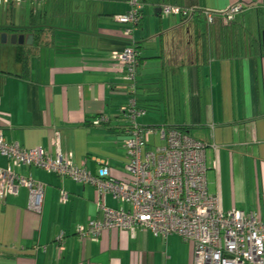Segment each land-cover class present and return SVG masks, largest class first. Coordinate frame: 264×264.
Returning a JSON list of instances; mask_svg holds the SVG:
<instances>
[{
	"label": "crops",
	"instance_id": "obj_1",
	"mask_svg": "<svg viewBox=\"0 0 264 264\" xmlns=\"http://www.w3.org/2000/svg\"><path fill=\"white\" fill-rule=\"evenodd\" d=\"M129 1L26 0L1 7L0 37L8 36L6 44L0 38L4 141L52 159L60 155L92 174L107 162L114 180H127L131 121L121 109L133 99L112 55L135 46L136 104L145 111L139 125L187 128L205 146L208 190L220 211L248 207L264 223V0H144L132 39L124 33L128 25L116 20L130 12ZM164 5L193 18H167ZM238 5L243 11L226 24L221 15ZM207 14L215 17L212 25ZM13 36L33 39L13 45ZM36 37L42 43L22 77L18 49L35 46ZM165 146L151 136L144 156ZM0 169L45 186L39 213L29 211L26 188L17 196L1 198L0 192V264H193V244L176 235L138 229L134 237L105 231L98 243L82 238L81 228L103 221L99 204L130 211L110 195L99 197L93 186L33 167L12 168L1 156Z\"/></svg>",
	"mask_w": 264,
	"mask_h": 264
},
{
	"label": "built area",
	"instance_id": "obj_2",
	"mask_svg": "<svg viewBox=\"0 0 264 264\" xmlns=\"http://www.w3.org/2000/svg\"><path fill=\"white\" fill-rule=\"evenodd\" d=\"M26 0H0V7L18 5ZM44 3L47 0H32ZM131 10L116 18L128 25L125 35L132 39L142 21V0H130ZM243 11L238 5L221 18L226 24L235 21ZM165 17L193 18V13L174 6L164 5ZM206 22L212 25L215 17L207 14ZM112 60L122 72L127 95L133 100L121 114L129 119V138L126 141L129 163L125 168L127 180H114L107 162L92 174L79 168L60 155L55 159L43 151L26 152L18 145L7 144L0 134V156L12 163V168L22 166L41 169L76 184L95 187L99 197L110 195L121 204L130 206L129 212L109 209L99 204L103 221L92 222L81 228L79 234L92 243H98L108 230L128 231L134 237L138 229L155 237H181L194 246L193 264H264V223L254 212L232 211L223 214L216 196L209 193L205 146L177 129L145 128L139 125L144 112L136 104V77L140 53L134 46L123 53H114ZM159 136L166 146L145 154L151 136ZM55 142L59 144V134ZM29 191L31 212L39 213L44 202L45 186L30 178L15 174L12 169H0L1 198L5 194L17 196L19 189ZM68 197L63 194L61 202Z\"/></svg>",
	"mask_w": 264,
	"mask_h": 264
},
{
	"label": "trees",
	"instance_id": "obj_3",
	"mask_svg": "<svg viewBox=\"0 0 264 264\" xmlns=\"http://www.w3.org/2000/svg\"><path fill=\"white\" fill-rule=\"evenodd\" d=\"M143 2H144V0H142V5L144 4ZM0 9H1V7H0ZM142 19H143V10H142ZM197 19H200V18L198 17ZM203 21H205L204 18H203ZM141 22L139 23L138 26L141 25ZM7 30L4 29L5 32H10L11 31V29H7ZM1 31H2V29H0V32ZM38 34H39V32H38ZM40 41H42V40L39 37H36L37 44L35 46L29 47V48H19L18 49L16 60H17V63H19V65H20V70H21V76L22 77H26L29 74L30 63H31V60H32L33 56L35 55V51L40 46V43H42ZM139 109L142 110L145 113V111L142 108H139ZM177 130L179 132L183 133V134L189 135L188 129L185 128V127H179V128H177Z\"/></svg>",
	"mask_w": 264,
	"mask_h": 264
},
{
	"label": "water",
	"instance_id": "obj_4",
	"mask_svg": "<svg viewBox=\"0 0 264 264\" xmlns=\"http://www.w3.org/2000/svg\"><path fill=\"white\" fill-rule=\"evenodd\" d=\"M1 42L6 44L8 41V36L7 35H1ZM33 37H25V36H13L11 37V44L13 45H24V44H30L29 41L32 40ZM264 41V39H263Z\"/></svg>",
	"mask_w": 264,
	"mask_h": 264
},
{
	"label": "rangeland",
	"instance_id": "obj_5",
	"mask_svg": "<svg viewBox=\"0 0 264 264\" xmlns=\"http://www.w3.org/2000/svg\"><path fill=\"white\" fill-rule=\"evenodd\" d=\"M155 143L159 147L162 146V142H160L157 138L152 137V144H155ZM249 211H251V210L247 207L246 212H249Z\"/></svg>",
	"mask_w": 264,
	"mask_h": 264
}]
</instances>
